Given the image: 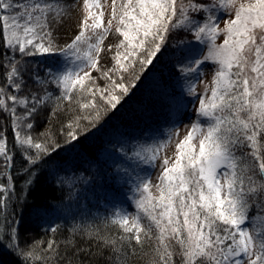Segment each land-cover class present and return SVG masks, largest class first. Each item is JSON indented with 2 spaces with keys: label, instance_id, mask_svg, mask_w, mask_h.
Returning a JSON list of instances; mask_svg holds the SVG:
<instances>
[{
  "label": "snow or ice",
  "instance_id": "snow-or-ice-1",
  "mask_svg": "<svg viewBox=\"0 0 264 264\" xmlns=\"http://www.w3.org/2000/svg\"><path fill=\"white\" fill-rule=\"evenodd\" d=\"M78 3L0 0V244L24 264H264V0H111L107 26L100 0H83L80 18ZM113 26L114 63L101 72ZM161 59L194 113L183 138L177 120L163 141L121 147L135 165L118 177L129 206L112 201L72 223L70 257L51 238L22 246L15 208L37 171L123 107ZM45 111L63 142L35 134ZM53 183L73 198L91 181L57 170Z\"/></svg>",
  "mask_w": 264,
  "mask_h": 264
},
{
  "label": "rangeland",
  "instance_id": "rangeland-1",
  "mask_svg": "<svg viewBox=\"0 0 264 264\" xmlns=\"http://www.w3.org/2000/svg\"><path fill=\"white\" fill-rule=\"evenodd\" d=\"M100 2L104 5L102 19L105 26H107V21L110 19L111 0H100ZM82 5L83 0H79L70 15L80 18L82 16ZM113 23L115 25V22ZM76 31L77 29H73L71 35L74 36ZM53 39L57 40V33L55 32L53 33ZM118 39L115 26H113L112 31L102 45L104 51L99 56L98 67L101 72L106 71L114 63L110 57L115 54L116 48L113 47L111 51H108V46L117 44ZM222 39L223 37L218 39L217 43H221ZM66 42L67 37L57 40L60 45ZM163 70V75L155 69L150 71L146 75L145 81L138 84L137 88L133 90L134 94H130V98H127V102L123 104V107L118 108L117 113L119 116L112 119L113 127L110 128L108 144L106 145L107 153L105 154L109 158V164L114 166L104 168L102 172L91 171L87 174L91 183L83 184L91 191L90 197L93 201L97 202L99 197H105V201H101L103 204H111L112 201H124L123 206L128 207L129 202L125 200V194L128 193L130 185L125 182L127 177H124V179H118V177H123V168L130 169L135 165L133 161L126 160L123 157L121 147L127 149L140 144H153L163 141L172 128L173 122L177 120L183 121L179 128V138L182 139L186 132L184 126L189 124L191 119H194L193 111L190 108L185 111L183 108V104L189 103V101L186 96L182 98L181 89L175 85L171 65H163ZM91 74L93 77L100 76V73L95 70ZM211 78L212 73L206 71L204 80L210 82ZM96 83L103 87L107 82L99 78ZM203 88V83L198 84L197 92H202ZM174 147L175 141L165 149V154L171 157L174 153ZM118 168L121 169L120 172H117ZM148 171L152 170L148 169ZM96 195L98 198L93 199Z\"/></svg>",
  "mask_w": 264,
  "mask_h": 264
},
{
  "label": "trees",
  "instance_id": "trees-1",
  "mask_svg": "<svg viewBox=\"0 0 264 264\" xmlns=\"http://www.w3.org/2000/svg\"><path fill=\"white\" fill-rule=\"evenodd\" d=\"M165 64V61L161 59L159 63H155L154 68L150 66L149 72H146L141 77V81L144 82L146 75L154 69L160 71L161 75H163V65ZM117 112L118 110L114 113H109V116L97 128H93L88 133L81 135L79 140L74 142V146L68 145L66 150L61 149L58 154H54L37 171L27 199L21 200L15 208V219L19 222L22 246L33 241H43L46 245L51 238L59 243V251H68L70 257L71 242L68 236V227L72 223L80 221L85 216L94 214L97 211L104 213L106 205L108 208L111 207V204L102 203L105 201V197L98 198L96 195L93 199L98 198V200L97 202L93 201L90 197L91 191L84 187L83 184H77L72 189L73 198H69L68 190L62 191L57 184L53 183V180L57 170H64L69 175L75 174L89 179L87 174L91 173V171L102 172L104 168H112L114 166L109 164V158H107L105 153H107L106 145L108 144L110 128L113 127L112 119L119 116ZM46 117L47 111L37 117L35 134L48 129L56 135L58 140L63 142V136L58 131L60 125L55 121L49 123ZM8 136L11 141L12 132L10 129ZM50 224L52 226L59 224L63 227L53 235L45 232V229ZM43 246L38 245L37 251H42ZM0 264H24V262L22 257L5 243L0 244ZM51 264H55V262L52 261Z\"/></svg>",
  "mask_w": 264,
  "mask_h": 264
}]
</instances>
